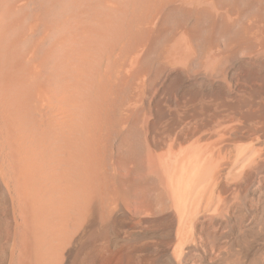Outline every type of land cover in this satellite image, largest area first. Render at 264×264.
Segmentation results:
<instances>
[{
    "label": "bare ground",
    "instance_id": "bare-ground-1",
    "mask_svg": "<svg viewBox=\"0 0 264 264\" xmlns=\"http://www.w3.org/2000/svg\"><path fill=\"white\" fill-rule=\"evenodd\" d=\"M249 119L264 125V0H0V264H98L129 238L127 264H179L197 214L222 210L220 167L257 153L189 141ZM255 195L213 264H264Z\"/></svg>",
    "mask_w": 264,
    "mask_h": 264
},
{
    "label": "rangeland",
    "instance_id": "rangeland-1",
    "mask_svg": "<svg viewBox=\"0 0 264 264\" xmlns=\"http://www.w3.org/2000/svg\"><path fill=\"white\" fill-rule=\"evenodd\" d=\"M255 81L260 83L259 80H255ZM154 90L155 89L151 90V95L155 92ZM142 119H143V124H144V132L145 134H147L148 126L152 120V115L148 111L147 112L145 111L143 113ZM252 120L253 119H249L245 123L243 128H241L239 131H236L234 134H232L233 136L229 135L228 132L232 128H234V126L237 124L238 121H235V120H232L229 122H217L216 124H214L213 128H210V127L198 128L196 130L195 135L190 139L189 142L194 141L197 138L202 137L203 135H206L205 137H202L204 138L203 140L205 141L209 140V141H212L213 143L221 144L225 138L231 136L232 138L237 139L243 144H245V146L247 145L246 147L255 149L257 153L255 152L256 155L255 156L253 155L254 159H253V156H250V158H252V159L249 158L250 162L247 163V161H249L248 159L245 161L246 163L245 162L243 163L244 167L242 166V164L239 166L240 168L237 167L234 169L231 167L230 164H224L222 167H220V171H219L220 177L217 180L216 188L219 191L218 202L221 204L222 210H218L216 208V205L215 206L213 205V207H211L212 205H209L208 207H206V209H203L201 212L197 214L195 221L196 223L197 221L201 222V224L200 222L197 223V225L201 228L198 227L195 231V235L193 236V238H187L188 240L186 239L185 243H183V245L179 248L176 254V258L179 257L178 258L179 264H213V260L215 256L217 255L219 249L221 250L225 247L226 243L230 240V237L233 234L232 229L234 226V222H233L234 220L232 221L231 219L232 213L230 212L235 211V214H236L235 222L240 224L243 227L245 225H248L249 222L252 220L251 217L254 216L253 208L257 200L255 191L259 190L264 185V125H260L259 123H256L254 127H251L250 125L254 123V121ZM239 135L241 137H239ZM250 143H251V146H250ZM252 145L254 147H252ZM168 146H169V141L165 142V144L163 145L157 146L156 151L159 153L165 152L168 149ZM260 150H262V152ZM145 167H146V164L144 162L143 171L141 173L146 172L147 168L144 169ZM241 170L243 171V174H241V177H240V175L238 174V171H241ZM247 170L250 172L248 173ZM245 172H247L246 175H245ZM243 177L244 178L246 177V179H244ZM237 186L238 188H236ZM222 189L225 191H223ZM135 213H136L135 214L136 219H143L142 225L146 228H151V226L152 228H155L156 227L155 225L158 224L155 220L151 219L155 215L150 212L137 211ZM133 239L134 238L132 239L129 238V239L121 240L115 243L111 248L115 249L116 252L115 251L106 252L102 254V257L99 259L98 264H127V261H124L122 259L120 255L121 254L120 250L129 251L134 243L135 239L134 240ZM99 240L97 241L99 244L105 243L106 245L108 243V237L106 236H102V238ZM128 244H131V246ZM142 253H143L142 251H137L134 254L135 256L131 255V257L138 258V260L142 259V260H139L141 261L139 262V264H149L152 261L153 256H150L146 254L145 252L144 254ZM146 257H148L149 260ZM143 260L144 262L146 260L147 261L144 263L142 262ZM71 261L69 264H75V260H71Z\"/></svg>",
    "mask_w": 264,
    "mask_h": 264
}]
</instances>
